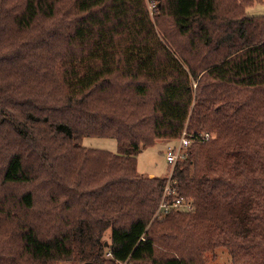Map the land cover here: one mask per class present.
<instances>
[{
    "label": "trees",
    "instance_id": "obj_1",
    "mask_svg": "<svg viewBox=\"0 0 264 264\" xmlns=\"http://www.w3.org/2000/svg\"><path fill=\"white\" fill-rule=\"evenodd\" d=\"M263 2L0 0V264H264ZM168 181L193 209L153 219Z\"/></svg>",
    "mask_w": 264,
    "mask_h": 264
},
{
    "label": "rangeland",
    "instance_id": "obj_2",
    "mask_svg": "<svg viewBox=\"0 0 264 264\" xmlns=\"http://www.w3.org/2000/svg\"><path fill=\"white\" fill-rule=\"evenodd\" d=\"M247 13L250 15L251 14L252 15L254 14L264 15V2L262 4H255L253 7L247 10ZM208 140H205V141H208ZM205 141H199V142H205ZM192 142H190V144ZM178 143H179L178 140L162 139V140H157L154 145L140 150L139 153L136 155L137 173L142 176H150L152 174L151 177L155 176V177H167L168 178V176L171 174V169L169 170V165L167 164L166 159H165L166 151H167V148L170 146L177 148V146L179 145ZM80 144L83 147L89 148V149L105 150V151H109L112 153L117 152V143H116V140L113 138L84 137L82 138ZM187 147L181 148L180 150L181 157H179L177 161H179L185 156V149ZM163 195H164V192H163ZM163 195L161 197L159 204L163 200ZM171 195L172 197L170 198L169 201H166V202L164 201L165 204L171 205V202L173 201V199L177 197L175 196V191H173L170 194V196ZM181 199L183 200L182 205L179 206L178 208L169 206L171 209V212L168 215L164 216L161 212H159V210H157L158 209L157 207L153 215V219L169 218L170 216H172L174 213H177V212L191 211L193 209L192 202L189 200H185L183 198ZM108 234H109V231L106 232V234L104 235V239L109 242ZM205 260H206V264H230L231 263L230 256L226 248H217L215 250L207 252L205 254ZM59 264H69V263L63 262Z\"/></svg>",
    "mask_w": 264,
    "mask_h": 264
},
{
    "label": "built area",
    "instance_id": "obj_3",
    "mask_svg": "<svg viewBox=\"0 0 264 264\" xmlns=\"http://www.w3.org/2000/svg\"><path fill=\"white\" fill-rule=\"evenodd\" d=\"M210 137H211L210 133H207V132L197 133V134H195V133L186 134V132H183L181 138L177 139L179 142L178 143L179 145L177 146V148L173 147V146H170L167 148L165 159H166L167 164L169 165V170L171 169V172H172V168L175 165L177 159L179 157H181V155H180L181 148L187 147L190 144V142H192V141H198V142L199 141H205V140H208ZM170 175L168 176V179H169ZM169 186H170V184L168 181L166 183V187L164 189L163 200L159 204L158 209H157L164 216L168 215L171 212V209L169 206L174 207V208H178L179 206L182 205V201H183L181 198L176 197L171 202V205L165 204V202H164L165 196H170V194L173 192L172 190H170ZM119 264H126V263L122 262Z\"/></svg>",
    "mask_w": 264,
    "mask_h": 264
},
{
    "label": "crops",
    "instance_id": "obj_4",
    "mask_svg": "<svg viewBox=\"0 0 264 264\" xmlns=\"http://www.w3.org/2000/svg\"><path fill=\"white\" fill-rule=\"evenodd\" d=\"M255 15H261V14H255ZM151 176H152V174L149 177H151Z\"/></svg>",
    "mask_w": 264,
    "mask_h": 264
},
{
    "label": "water",
    "instance_id": "obj_5",
    "mask_svg": "<svg viewBox=\"0 0 264 264\" xmlns=\"http://www.w3.org/2000/svg\"><path fill=\"white\" fill-rule=\"evenodd\" d=\"M87 264H92V263H87Z\"/></svg>",
    "mask_w": 264,
    "mask_h": 264
}]
</instances>
